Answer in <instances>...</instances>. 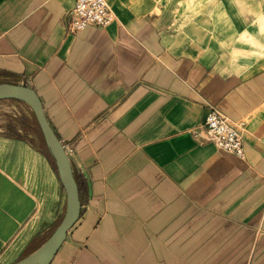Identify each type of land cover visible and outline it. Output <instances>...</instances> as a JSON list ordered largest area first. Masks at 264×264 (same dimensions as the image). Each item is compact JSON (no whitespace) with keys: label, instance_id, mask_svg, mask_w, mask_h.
Segmentation results:
<instances>
[{"label":"crops","instance_id":"1","mask_svg":"<svg viewBox=\"0 0 264 264\" xmlns=\"http://www.w3.org/2000/svg\"><path fill=\"white\" fill-rule=\"evenodd\" d=\"M107 2L112 23L69 32L75 0H0V82L35 91L79 191L49 264H264V0ZM12 100L0 264L35 209L8 162L50 153ZM210 106L243 123V157L193 135Z\"/></svg>","mask_w":264,"mask_h":264},{"label":"rangeland","instance_id":"2","mask_svg":"<svg viewBox=\"0 0 264 264\" xmlns=\"http://www.w3.org/2000/svg\"><path fill=\"white\" fill-rule=\"evenodd\" d=\"M11 102L17 101L0 99V127L9 119L8 104ZM7 135L30 138L27 133L14 130H9ZM19 156L14 152L8 167L31 191L35 198V209L31 216L20 225L9 242L14 254H18L14 261L25 257L44 243L62 221L66 212L65 190L54 168L55 161L50 153L45 150L44 154L31 152L23 153L22 157Z\"/></svg>","mask_w":264,"mask_h":264},{"label":"water","instance_id":"3","mask_svg":"<svg viewBox=\"0 0 264 264\" xmlns=\"http://www.w3.org/2000/svg\"><path fill=\"white\" fill-rule=\"evenodd\" d=\"M17 99L27 103L39 125L44 141L55 160L61 185L66 195V212L59 225L45 243L33 253L17 260L13 264H49L67 230L79 216L80 202L76 179L73 175L66 150L47 121L41 102L35 91L27 86L0 82V99Z\"/></svg>","mask_w":264,"mask_h":264},{"label":"built area","instance_id":"4","mask_svg":"<svg viewBox=\"0 0 264 264\" xmlns=\"http://www.w3.org/2000/svg\"><path fill=\"white\" fill-rule=\"evenodd\" d=\"M114 20L107 0H75L68 11L67 28L69 32H77L89 25L107 26ZM242 127V122L233 121L216 106H210L204 122L192 133L213 143L219 150L243 157Z\"/></svg>","mask_w":264,"mask_h":264}]
</instances>
